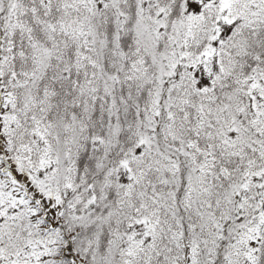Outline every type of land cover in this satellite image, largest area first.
<instances>
[{
	"label": "snow or ice",
	"instance_id": "snow-or-ice-1",
	"mask_svg": "<svg viewBox=\"0 0 264 264\" xmlns=\"http://www.w3.org/2000/svg\"><path fill=\"white\" fill-rule=\"evenodd\" d=\"M0 264H264V0H0Z\"/></svg>",
	"mask_w": 264,
	"mask_h": 264
}]
</instances>
